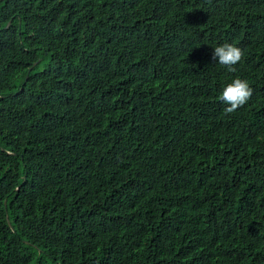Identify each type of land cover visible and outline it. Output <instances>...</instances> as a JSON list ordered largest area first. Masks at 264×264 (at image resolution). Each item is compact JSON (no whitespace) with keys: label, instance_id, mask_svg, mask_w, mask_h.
Listing matches in <instances>:
<instances>
[{"label":"trees","instance_id":"16d2710c","mask_svg":"<svg viewBox=\"0 0 264 264\" xmlns=\"http://www.w3.org/2000/svg\"><path fill=\"white\" fill-rule=\"evenodd\" d=\"M0 264H264V0H0Z\"/></svg>","mask_w":264,"mask_h":264},{"label":"clouds","instance_id":"9594fccd","mask_svg":"<svg viewBox=\"0 0 264 264\" xmlns=\"http://www.w3.org/2000/svg\"><path fill=\"white\" fill-rule=\"evenodd\" d=\"M212 59L227 68L230 72H234L235 66L242 61L243 51L231 44H223L213 49ZM253 94V89L246 80L241 78L234 79L222 90L220 100L228 107L225 112L230 114L238 108L244 106Z\"/></svg>","mask_w":264,"mask_h":264},{"label":"water","instance_id":"95a60500","mask_svg":"<svg viewBox=\"0 0 264 264\" xmlns=\"http://www.w3.org/2000/svg\"><path fill=\"white\" fill-rule=\"evenodd\" d=\"M7 224L9 225V222L7 221Z\"/></svg>","mask_w":264,"mask_h":264}]
</instances>
